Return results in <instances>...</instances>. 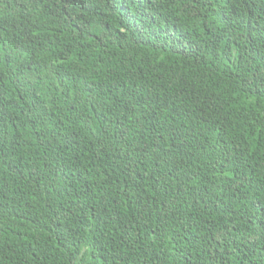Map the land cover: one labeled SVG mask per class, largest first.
Wrapping results in <instances>:
<instances>
[{
	"label": "trees",
	"instance_id": "trees-1",
	"mask_svg": "<svg viewBox=\"0 0 264 264\" xmlns=\"http://www.w3.org/2000/svg\"><path fill=\"white\" fill-rule=\"evenodd\" d=\"M0 264H264V0H0Z\"/></svg>",
	"mask_w": 264,
	"mask_h": 264
}]
</instances>
